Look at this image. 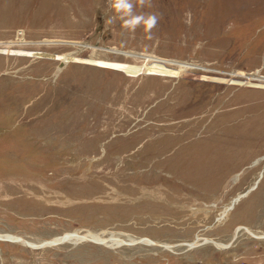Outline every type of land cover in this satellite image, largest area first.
I'll use <instances>...</instances> for the list:
<instances>
[{
	"label": "rangeland",
	"instance_id": "obj_1",
	"mask_svg": "<svg viewBox=\"0 0 264 264\" xmlns=\"http://www.w3.org/2000/svg\"><path fill=\"white\" fill-rule=\"evenodd\" d=\"M133 2L0 0V264H264V0Z\"/></svg>",
	"mask_w": 264,
	"mask_h": 264
},
{
	"label": "clouds",
	"instance_id": "obj_2",
	"mask_svg": "<svg viewBox=\"0 0 264 264\" xmlns=\"http://www.w3.org/2000/svg\"><path fill=\"white\" fill-rule=\"evenodd\" d=\"M147 3V0H138V5L142 8ZM148 7L152 5L147 3ZM109 7L113 10L115 15L106 18L105 24L114 23L117 17L123 22V28L131 34H135L140 28H143L145 33L151 38L153 31L157 28L160 16L151 13H137L135 11L137 4L133 0H109ZM185 16L190 17L191 12H186ZM190 24V22H189Z\"/></svg>",
	"mask_w": 264,
	"mask_h": 264
},
{
	"label": "bare ground",
	"instance_id": "obj_3",
	"mask_svg": "<svg viewBox=\"0 0 264 264\" xmlns=\"http://www.w3.org/2000/svg\"><path fill=\"white\" fill-rule=\"evenodd\" d=\"M64 62H68V60H67V57H64ZM181 66V68L182 69H184V70H186V69H190V68H192V67H190V66H188V65H183V64H181L180 65ZM243 196H239L236 200H235V202H234V204L231 206V207H229L228 209H227V211H226V213H228L229 211H232L233 210V206H235V204H237L239 201H240V199L242 198ZM225 213V214H226ZM237 232V231H236ZM73 238H78L76 235L74 236H71V237H67V240H71L72 241V239ZM93 238V237H92ZM263 238V237H262ZM4 240H7V241H11V242H19V240L18 239H16L15 237H12V236H8V237H0V241H4ZM79 240V239H78ZM65 241H66V239H65ZM71 241H69V242H71ZM217 245V247H219V248H222V249H225L226 247H224V246H220V245H218V244H216ZM191 247H193V246H191Z\"/></svg>",
	"mask_w": 264,
	"mask_h": 264
},
{
	"label": "water",
	"instance_id": "obj_4",
	"mask_svg": "<svg viewBox=\"0 0 264 264\" xmlns=\"http://www.w3.org/2000/svg\"><path fill=\"white\" fill-rule=\"evenodd\" d=\"M65 64L61 63L60 68L64 67Z\"/></svg>",
	"mask_w": 264,
	"mask_h": 264
},
{
	"label": "flooded vegetation",
	"instance_id": "obj_5",
	"mask_svg": "<svg viewBox=\"0 0 264 264\" xmlns=\"http://www.w3.org/2000/svg\"><path fill=\"white\" fill-rule=\"evenodd\" d=\"M217 246V245H216Z\"/></svg>",
	"mask_w": 264,
	"mask_h": 264
}]
</instances>
